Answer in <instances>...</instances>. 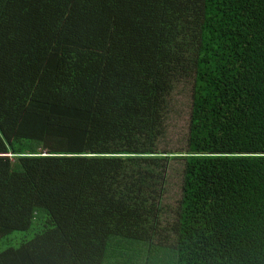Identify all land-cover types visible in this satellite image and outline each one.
Here are the masks:
<instances>
[{
  "label": "trees",
  "instance_id": "1",
  "mask_svg": "<svg viewBox=\"0 0 264 264\" xmlns=\"http://www.w3.org/2000/svg\"><path fill=\"white\" fill-rule=\"evenodd\" d=\"M0 264H264V0H0Z\"/></svg>",
  "mask_w": 264,
  "mask_h": 264
}]
</instances>
